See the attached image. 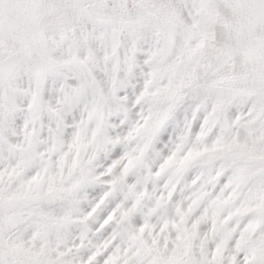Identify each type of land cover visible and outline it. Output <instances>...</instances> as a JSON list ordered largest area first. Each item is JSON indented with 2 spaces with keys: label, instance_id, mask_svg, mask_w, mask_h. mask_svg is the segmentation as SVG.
<instances>
[{
  "label": "snow or ice",
  "instance_id": "1",
  "mask_svg": "<svg viewBox=\"0 0 264 264\" xmlns=\"http://www.w3.org/2000/svg\"><path fill=\"white\" fill-rule=\"evenodd\" d=\"M0 264H264V0H0Z\"/></svg>",
  "mask_w": 264,
  "mask_h": 264
}]
</instances>
